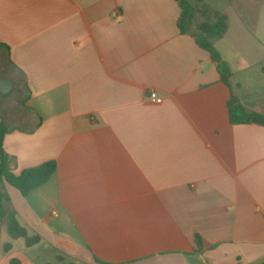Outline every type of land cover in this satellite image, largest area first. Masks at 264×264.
Returning a JSON list of instances; mask_svg holds the SVG:
<instances>
[{
    "label": "crops",
    "instance_id": "1",
    "mask_svg": "<svg viewBox=\"0 0 264 264\" xmlns=\"http://www.w3.org/2000/svg\"><path fill=\"white\" fill-rule=\"evenodd\" d=\"M190 1L227 15L215 47L241 104L264 114L258 24L238 0ZM180 12L177 0H0V78L13 82L0 93L3 148L15 173L56 162L27 196L5 186V208L41 242L0 224V264L264 261V126L229 122L230 89L180 33Z\"/></svg>",
    "mask_w": 264,
    "mask_h": 264
},
{
    "label": "trees",
    "instance_id": "2",
    "mask_svg": "<svg viewBox=\"0 0 264 264\" xmlns=\"http://www.w3.org/2000/svg\"><path fill=\"white\" fill-rule=\"evenodd\" d=\"M177 1L181 9L177 20L180 33L193 37L200 48L209 52L212 61L217 66L221 81L230 89V97L227 101L229 122L233 125L257 124L264 126V114L259 110H249L241 104L236 94L237 86L231 80V68L215 47V42L223 38L227 31V15L201 1ZM198 16L200 19L197 18ZM6 133L7 129L0 123V224L5 225L7 235L11 240L22 238L24 245L31 247L41 242V237L36 233H29L19 223L14 209L5 208L4 203H9V196L4 188L9 185L17 189L21 195L27 196L32 190L51 178L56 170V162L54 160L45 161L15 173V158L7 154L3 148V137ZM195 242L200 249L202 242L198 235L195 236ZM11 246V242L4 243L3 251L8 252ZM10 264H19V262L16 259H11ZM259 264H264V261Z\"/></svg>",
    "mask_w": 264,
    "mask_h": 264
},
{
    "label": "rangeland",
    "instance_id": "3",
    "mask_svg": "<svg viewBox=\"0 0 264 264\" xmlns=\"http://www.w3.org/2000/svg\"><path fill=\"white\" fill-rule=\"evenodd\" d=\"M235 7L237 8V10L243 15L244 17V20L247 22V24L250 26V27H253V29H255V25L256 23L258 24V37L264 41V10H262V7L263 6H246L245 3L243 2H240V0L236 1L234 3ZM247 10H251V11H255L259 14V19L257 20H253L252 18H250L248 16V13H247ZM253 11V12H254ZM198 19H200V16L197 17ZM257 21V22H256ZM4 59L3 57L1 58L0 57V73H4L5 74V70L4 68H2L1 65H3L4 63ZM20 80H17L15 82V89H13V92L9 95V99H11L12 101V106L14 107H18L20 106V102H22L24 99V96L26 95V90L24 88V86L22 85L21 82H19ZM20 90V94L18 93V91Z\"/></svg>",
    "mask_w": 264,
    "mask_h": 264
},
{
    "label": "water",
    "instance_id": "4",
    "mask_svg": "<svg viewBox=\"0 0 264 264\" xmlns=\"http://www.w3.org/2000/svg\"><path fill=\"white\" fill-rule=\"evenodd\" d=\"M13 86L12 80L0 78V93L7 94L11 91Z\"/></svg>",
    "mask_w": 264,
    "mask_h": 264
},
{
    "label": "built area",
    "instance_id": "5",
    "mask_svg": "<svg viewBox=\"0 0 264 264\" xmlns=\"http://www.w3.org/2000/svg\"><path fill=\"white\" fill-rule=\"evenodd\" d=\"M150 98L153 99L156 103H160L161 102V99L157 96V94L155 92H151L150 93Z\"/></svg>",
    "mask_w": 264,
    "mask_h": 264
}]
</instances>
